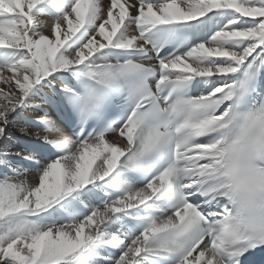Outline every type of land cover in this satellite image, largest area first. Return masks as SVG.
<instances>
[{
    "label": "snow or ice",
    "instance_id": "1",
    "mask_svg": "<svg viewBox=\"0 0 264 264\" xmlns=\"http://www.w3.org/2000/svg\"><path fill=\"white\" fill-rule=\"evenodd\" d=\"M14 118L36 142L0 153V264L264 250V0H0Z\"/></svg>",
    "mask_w": 264,
    "mask_h": 264
},
{
    "label": "bare ground",
    "instance_id": "2",
    "mask_svg": "<svg viewBox=\"0 0 264 264\" xmlns=\"http://www.w3.org/2000/svg\"><path fill=\"white\" fill-rule=\"evenodd\" d=\"M105 6H107L108 0H103ZM50 23V18H45ZM47 31V30H46ZM45 91L52 95L49 89ZM32 104H39L40 108L44 111H48L51 114L52 119L56 120L57 123L64 128L65 132H69L68 127L65 126L57 117L55 109L49 105L43 104L38 98L31 101ZM37 114L34 108H29L23 115L29 120L33 119ZM21 120L19 118H14L11 120L6 134L3 137H0V153L4 152H14L16 150L23 149L26 144H33L36 142L35 136H24L19 131L18 128L21 126ZM44 133H41L43 135ZM114 139L115 137H110Z\"/></svg>",
    "mask_w": 264,
    "mask_h": 264
}]
</instances>
